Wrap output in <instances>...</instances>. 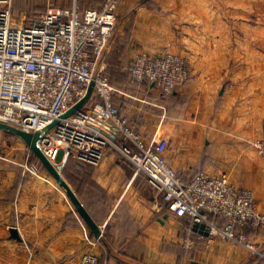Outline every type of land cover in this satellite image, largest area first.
<instances>
[{"label":"crops","instance_id":"1","mask_svg":"<svg viewBox=\"0 0 264 264\" xmlns=\"http://www.w3.org/2000/svg\"><path fill=\"white\" fill-rule=\"evenodd\" d=\"M80 1L84 9L96 8ZM141 1L126 0L125 9ZM150 1L156 7L141 4L122 22L124 27L134 17L122 61L135 53L170 51L187 57L190 78L165 95L151 82L133 83L123 69L122 79L114 76L119 85L114 87L121 91L116 104L148 142L156 133L169 140L168 162L187 180L202 171L225 173L234 185L253 190L264 211V160L253 146L262 138L264 125V0ZM73 2L14 0L13 14L25 25L48 7H70ZM113 46L105 67L108 58L116 57L111 55ZM94 108V125L123 143L99 102ZM57 150L52 163L101 229V237L47 171L22 179L20 163L2 158L8 162L0 167V264H79L87 251L102 258L103 248L109 253L108 264L264 263L229 239L208 242V234L200 238L203 229L192 228L189 237L196 247L187 252L188 225L167 211L161 196L143 176L135 177L134 164L116 150L105 151L97 165L83 168L84 174L71 173L74 185L64 174L74 157L65 154L63 146ZM75 169L79 172L77 165ZM12 229L20 239L13 237ZM244 232L255 249L264 250L263 228Z\"/></svg>","mask_w":264,"mask_h":264},{"label":"built area","instance_id":"2","mask_svg":"<svg viewBox=\"0 0 264 264\" xmlns=\"http://www.w3.org/2000/svg\"><path fill=\"white\" fill-rule=\"evenodd\" d=\"M13 1L0 0V123L29 133L52 126L40 134L41 150L40 144L59 141L65 154L83 164L97 165L105 151L116 150L134 164L135 177L143 176L161 196L168 212L187 219V252L196 247L189 237L192 228L205 225L207 233L200 238L206 239L208 234V242L218 237L229 239L264 261V250L255 249L244 232L264 229V211L259 209L255 193L234 185L225 173L202 171L187 180L168 162L169 140L156 133L148 142L116 104L115 95L121 91L105 73V54L124 0H105L101 8L84 10L74 0L70 7H48L25 25L14 17ZM129 70L133 83L151 82L165 95L186 83L191 74L187 57L172 53L137 54ZM91 87L88 100L66 117L89 95ZM97 102L123 143L94 125ZM253 146L264 160V125L262 138ZM45 149L57 152L51 146ZM23 168L32 176L41 174L39 165ZM219 219L225 220L223 226ZM79 264L105 263L99 254L87 251Z\"/></svg>","mask_w":264,"mask_h":264},{"label":"water","instance_id":"3","mask_svg":"<svg viewBox=\"0 0 264 264\" xmlns=\"http://www.w3.org/2000/svg\"><path fill=\"white\" fill-rule=\"evenodd\" d=\"M89 92H90L89 95L85 99H83L79 104H77L74 108H72L65 115L66 117L71 115L76 108H79L88 100V98L92 92V87L90 88ZM51 127L52 126L47 127L43 131H37L35 133H29V132H27L23 129H20L16 126L6 124V123H0V130L10 132L13 135L22 139L26 143L27 147L30 150H32L34 155L42 162L46 171L51 176H53L54 179L57 181V183L65 190L67 197L71 200L74 207L77 209L78 213L83 217V219L86 221L87 225L92 229V231L94 232L96 237L100 238L102 231L99 228V226L97 225V223L95 222V220L93 219V217L91 216V214L85 208V206L81 202L80 198L78 197V195L76 194L74 189L71 187V185L67 182V180L63 177L61 172L50 162V160L43 154L42 150L37 145V141L40 137V134L42 132L48 131ZM194 228L196 230L203 229L206 231L205 225H195ZM11 233H12L13 237L20 239L19 234H18L16 229H12ZM206 233H207V231H206Z\"/></svg>","mask_w":264,"mask_h":264},{"label":"rangeland","instance_id":"4","mask_svg":"<svg viewBox=\"0 0 264 264\" xmlns=\"http://www.w3.org/2000/svg\"><path fill=\"white\" fill-rule=\"evenodd\" d=\"M92 2H93V0H85V3L87 5L92 4ZM125 2H126V0H124L123 7L121 8V10H120V12L118 14L117 21H116L115 31L113 33L114 34L113 35V40H112V42L110 43V45L108 47L109 49L112 47V44L114 45V42H115L116 37H118L123 32V29H124L125 26L123 27V23L122 22H124V19L127 18V17H130L131 16V13L135 12L136 11L135 9H137L138 7H140V5H139L136 8H133L132 7L130 9H125L126 8ZM166 53L175 54V53L170 52V51H166ZM137 54H140V53H135L133 55V57L131 58V60ZM105 57H106V54H105ZM107 68H108V65L106 66V70H107ZM38 144L39 143L37 141V145ZM59 144H60L59 141H56L54 143L52 141L51 144H46V143L40 144V146H42V148H43V150H42L43 154L48 159H50V162L51 163H52V161H51L52 158L51 157L52 156L57 157V154H56L57 152L56 153H48V149H45V147L51 146L54 150H57L59 148ZM38 147H39V145H38ZM39 148L41 149V147H39ZM30 152H32V150H30L27 146H25V144L23 142L19 141L18 138L16 136H14L12 133L7 132V131L0 130V157H1L0 158V167H3L2 166V163L8 162V161H5V160L2 159V158H4V159H7V160L9 159L11 161H14L16 164L14 162H9V163H11L13 165H17V163H20L21 167H23L26 164H28L30 166L33 165V164H36V165H39L40 166L41 173L43 171L46 172V169H45L44 165L42 164V162L39 159H38V161H33L32 158H31V156L29 157ZM4 167H6V166H4ZM46 174L50 178H52L54 180V177L51 176L48 172ZM28 176H30V174H28V173L22 172V174H21L22 179H26V178H28Z\"/></svg>","mask_w":264,"mask_h":264},{"label":"trees","instance_id":"5","mask_svg":"<svg viewBox=\"0 0 264 264\" xmlns=\"http://www.w3.org/2000/svg\"><path fill=\"white\" fill-rule=\"evenodd\" d=\"M95 1H97V0H95ZM104 1L105 0H99L100 3H93L92 2V4H89V5H92V6L96 7V8H101L103 6V4H104ZM141 4H147L150 7H156L152 3V1H150V0H142L138 5H141ZM79 5H80L81 9L84 10L83 2L80 1ZM133 25H134V17L129 20L127 25L124 27L123 32L115 40V43H114V46H113L114 51H113V53L111 55L116 54V57L115 58L114 57L108 58V68H107L105 73L108 76V78L110 79V82H111V84L113 86H119V85L115 84V81L117 82V80H116V78L114 76H116L117 78H121L122 79L124 77V74L122 72L123 71L125 72V70L127 71L128 75H130L129 67H130V65L132 63V60L130 59V60L122 61V58H123V55H124V51H125L126 45L131 40ZM123 48H124V51L122 52ZM120 64H124V66L120 67ZM119 68H120V72H118ZM123 69H125V70H123ZM114 79H115V81H114ZM29 156H31L33 161H38V158L32 152H30ZM76 165L78 167L79 172L75 169ZM87 165L88 164H83V163H81L80 161H78V160H76L74 158H70L68 160V164H67V166H66V168L64 170V174L69 179V181L74 185V182H73L74 178H73V175L71 173H73L74 175L75 174L77 175V173L84 174L86 171L84 172L83 168L87 167ZM182 221H185L184 223L188 224V221H187L186 218H183ZM224 221H225L224 219H219L218 220L220 225H223ZM91 235H92V233H91ZM102 240L104 241V239H102ZM102 250H103L102 251V261H103V263L108 264L107 260L109 258V253H108V251L104 250V248Z\"/></svg>","mask_w":264,"mask_h":264}]
</instances>
